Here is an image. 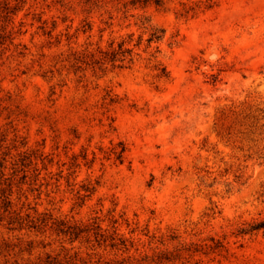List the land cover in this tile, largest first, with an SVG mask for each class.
<instances>
[{"label":"rangeland","instance_id":"rangeland-1","mask_svg":"<svg viewBox=\"0 0 264 264\" xmlns=\"http://www.w3.org/2000/svg\"><path fill=\"white\" fill-rule=\"evenodd\" d=\"M133 1L0 0V264H264V0Z\"/></svg>","mask_w":264,"mask_h":264},{"label":"trees","instance_id":"trees-1","mask_svg":"<svg viewBox=\"0 0 264 264\" xmlns=\"http://www.w3.org/2000/svg\"><path fill=\"white\" fill-rule=\"evenodd\" d=\"M148 2H149V0H134L133 1V4H136V3L146 4ZM154 2H155L156 5H158L159 0H154ZM160 38L161 37L159 35H156V33H152V35L150 36V38L148 39V41L151 42L153 40H159ZM121 46L122 45L119 46V51H117V52L116 51L111 52V61H114L115 60L117 54L123 55V52H125V50L124 51H121ZM123 150L124 149H122L117 154V157L118 158L121 157V152H123ZM9 205H10V202L9 201H3V211H7ZM0 221H1V218H0ZM262 228H264V220L263 221H259L257 223L251 224L248 228L242 229L240 231V233L252 232V231H255V230H258V229H262ZM220 246H221L220 243H216L213 248H217V247H220ZM177 256H178V254H175L173 257H171V256H161L159 259H167V260H170L171 258L173 259L174 257H177Z\"/></svg>","mask_w":264,"mask_h":264}]
</instances>
